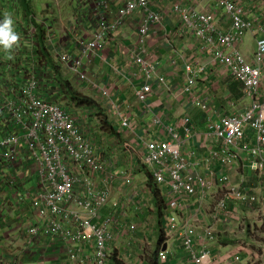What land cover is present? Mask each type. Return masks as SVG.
Here are the masks:
<instances>
[{
  "label": "built area",
  "instance_id": "1",
  "mask_svg": "<svg viewBox=\"0 0 264 264\" xmlns=\"http://www.w3.org/2000/svg\"><path fill=\"white\" fill-rule=\"evenodd\" d=\"M91 1L90 21L94 27L87 38L79 39L80 55L72 52L52 54L56 53L55 58L82 83L89 82L85 59L92 62L102 58L112 35L118 33L128 19L140 14L134 62L137 73L144 79L137 98L141 103H147L154 92V85H164L167 80L159 74L160 63L149 57L153 28L163 26L166 15L155 9L153 0H122L123 4L117 7L115 14L111 0ZM81 8L86 10L87 5L82 4ZM219 8L231 22L228 30L220 26L216 11L190 10L181 3L175 4L173 11L182 16L185 28L194 34L201 50L213 57L215 65L243 85L244 97L250 101L249 107L243 112L222 114L219 120L212 121L207 135L217 146L209 148L203 155L186 149L188 142L196 136L193 118L187 114L175 123L155 116L154 128L145 134H137L139 143L144 146L142 163L167 196L168 212L163 211V217L169 222L171 231L179 225L178 209L182 208L184 198L198 195L200 200H206L216 185L227 186L228 189L216 202L214 217L227 210L231 201L245 205H253L257 201L254 195L231 185L227 169L230 171L239 152L249 156L250 171L264 176V94L261 92L264 37L257 42L256 65L248 61L241 49L248 33L255 30L264 32V21L259 26L258 22L247 19L246 9L238 0H220ZM74 31L77 29L73 28ZM30 32L31 35H25L27 41L34 37L37 29L33 26ZM31 47L28 49L32 52L30 70L24 69L26 61L22 66L8 61V74L0 82V130L3 131L0 159L17 166L21 164L22 153L27 152L39 178L38 190L30 206L41 223L28 225L25 234L29 239L45 234L63 242L66 258L72 264H109L116 233L136 231V225L122 223L126 208L117 203H114V212L99 219V212L110 201L111 185L117 174L112 165L99 155L95 142L80 126L79 120L61 103L44 94L41 66L45 70L46 66L33 51L36 46ZM208 70L207 63L186 64L184 86V94L207 113L211 107L204 99L195 96V90ZM98 85L95 82L94 88L99 89ZM100 92L104 98L111 97V92L105 87H101ZM119 123L123 131L135 128L127 117H121ZM205 167L208 176L202 171ZM133 174V171L121 172L126 188L133 186ZM95 176L104 181V189L97 188ZM195 235L192 225L183 227L182 245L192 264H212L207 246L197 250ZM205 237L209 241L215 240L209 230ZM169 257L167 250L157 253L161 264H169Z\"/></svg>",
  "mask_w": 264,
  "mask_h": 264
},
{
  "label": "crops",
  "instance_id": "2",
  "mask_svg": "<svg viewBox=\"0 0 264 264\" xmlns=\"http://www.w3.org/2000/svg\"><path fill=\"white\" fill-rule=\"evenodd\" d=\"M111 1L114 4V11L123 4L122 0ZM153 1L155 9L163 12L167 18L163 26L157 25L153 28L154 36L149 44V57L160 63L159 74L167 80L164 85L158 83L154 85V92L147 103H141L137 98V91L143 87L144 79L137 73V66L134 62V51L137 48L141 25L140 14L128 19L122 29L112 35L102 58L92 62L85 59V71L88 73L89 82L82 83L67 66L59 61L58 63L62 65L65 76L78 91L98 101L105 102L110 99L109 111L119 118L118 121L121 117L131 119L135 130H124L125 132L122 130L121 132L127 134L134 131L129 137V143L133 147L138 149L143 146L139 143L140 138L137 134H145L152 130L155 116L161 117L166 122L175 123L183 114H187L193 118L196 136L188 142L186 149L195 150L203 155L209 148L217 146L216 142L207 135L212 121L219 120L222 114L243 112L249 106L242 105L243 110L234 106L243 100V85L228 75L220 66L215 65L213 57L201 50L196 37L185 28L182 16L174 12L173 7L181 3L190 10L216 11L220 26L226 30L231 28V22L219 8L220 0ZM238 1L246 9L245 17L258 22L257 25L260 26L264 21V0ZM64 2L70 5L68 9H65L69 16L67 20H61L56 16L58 12L50 0H41L43 11L40 15L44 20H49L44 24L49 28V33H53L52 51L72 52L80 55L78 41L87 38L94 27V23L90 21L93 1L64 0ZM82 4L87 5L86 10H82ZM34 7L36 8L35 4ZM38 14H36L37 18ZM73 28L77 31L72 32ZM261 37H264V32L252 31L246 35L241 45L248 61L255 65L257 42ZM9 51L8 49L5 54L8 55ZM6 63H0V82L8 74ZM188 63L209 64L208 72L195 90V96L204 99L211 107L208 113L196 107L194 100L184 94L187 78L185 65ZM261 67L263 70L261 92L264 94V62ZM95 82L100 84L99 89L94 88ZM101 87L108 89L111 92L110 96L114 95V98H104L100 92ZM2 137L3 131L0 130V140ZM235 161L230 171L227 169L232 181L231 185L254 195L257 201L253 205L231 201L227 210L214 217L213 209L216 202L227 192V186L216 185L206 200H200L198 195L184 198L182 208L178 209L180 219L177 228L171 231L169 222L161 216L157 223L159 229L154 230L155 233L163 234V242L161 238L159 240L160 250L166 247L165 250L170 256L169 264H192L190 256L182 245L181 236L183 227L188 225L196 228L197 250L204 246L210 250L212 264H256L259 259L264 262V176L250 171L247 154L239 152ZM19 162L20 165L14 166L13 163L9 161L4 163L0 159V264H72L66 258V247L63 242L54 240L45 234L33 239L26 236L25 228L28 225L41 223L33 214L30 206V201L38 190L39 178L37 170L31 165V158L27 152L22 153ZM202 171L205 176L209 175L206 167ZM119 182L122 187L118 186ZM123 183L121 176L117 174L112 192L113 199L125 196L119 193L124 192ZM96 185H98L97 182ZM160 197L166 206L165 192L161 191ZM159 208L157 210L163 212L164 207ZM106 212H109L108 207L99 212V219L102 220ZM207 230L215 237L214 241H209L205 237ZM135 232L128 230L125 233ZM122 233L121 231L116 233L115 241ZM256 236L258 238H255ZM129 245H131L130 242L127 247ZM155 260L161 264L157 257Z\"/></svg>",
  "mask_w": 264,
  "mask_h": 264
},
{
  "label": "rangeland",
  "instance_id": "3",
  "mask_svg": "<svg viewBox=\"0 0 264 264\" xmlns=\"http://www.w3.org/2000/svg\"><path fill=\"white\" fill-rule=\"evenodd\" d=\"M33 1L36 6V8L34 7L35 13L36 12L39 13L37 19L42 20L41 23L45 26L44 28H46V31H48L47 29L48 27L44 24V22H48L49 20H44L43 16L40 15V13H42L43 11L41 10V0H33ZM51 2L52 4H54V7L56 8L55 9L56 12H58L56 16H58L59 19L61 18V20H67V17L69 16H68V12H65V9H68L70 5L64 2V0H56V1L50 0V3ZM2 10L4 11V13H1L0 21H3L6 11L8 12L10 11V14L13 15L12 16L8 14L11 16L13 20L12 28L13 31L17 34L18 39L12 45V47H16L15 49H12V47L8 48L12 51V53L10 54L9 52L8 55L5 54V52L8 49H5L4 46L0 44V51H2L0 53V62L4 63L10 61L13 62L14 64L22 66L23 65L22 62L26 61L27 64L25 65L24 69L25 71H29L30 67L32 66L31 65L32 52H30L28 49L29 47L32 48L31 47L32 45H35V41H33V38L30 40L28 39V41L25 40L26 39L25 35L26 36H28L29 34L31 35L30 31L33 26L31 27V23H29L28 20V22L24 23L25 30L23 26L20 27L19 23L22 22L25 16L23 12H19L18 8H15V5H13V7L2 6ZM20 16H22V19L20 18ZM24 31L26 33H24ZM47 33H48L47 41L49 44V48L52 50L53 47L51 45L52 44L51 39L53 33L52 34L49 32ZM34 38L37 39L36 36H34ZM23 48L25 49V51L23 50ZM52 57L58 62V60L55 58L56 53L52 54ZM51 69L53 71L51 65L50 66L46 65V70L43 71V77L45 81L49 79H53V74H48L51 72ZM110 98H114V95H112ZM108 100L110 101V99ZM109 101H105V102L98 101L101 105L100 109L102 111V115L100 114L101 111L99 108L93 109L86 107L85 108L78 107L75 104H73L70 101V98H68L67 96L66 97L63 96V99L61 100V105L65 107L67 110H69L79 120L80 126L84 129V131H86L87 135L90 138H92V140L95 142L94 143L96 144L95 148L98 149L99 155L102 158H104L109 164L112 165L113 171L116 174L120 176L122 171L134 172L133 186L130 188H126L125 184L123 183L124 192L120 191L119 193H122V195L125 196L121 195L122 197L120 198L115 197V199H113L112 192L114 189V183L117 179L116 177L115 181L111 185L110 201L103 207V208L108 207L109 208L108 213L110 214L115 210L114 203H117L120 207L122 206L124 208H126L127 206V211H125L127 216L125 215L121 221L124 225L125 224L136 225L135 233H130V234L122 233V235H120L117 238V240L113 242L111 246V250H112L111 256L113 257L115 255L116 259L122 262L123 264H152L153 261H155L156 259V252L161 249V243H159V240L160 238L162 239V242L164 240V237L163 235H161L160 232L157 233L154 232V230L159 229L157 223L160 221L159 217L162 216L159 210H157L158 209L157 205L159 207H164V211L168 212V209H166L167 205L166 206L164 205V201L161 198L155 197L153 193V189L157 188L159 192H161V190L154 183L153 179L149 183L150 171L148 170V168L144 167V164L142 163L144 146H141L137 149L129 143L130 142L129 137L131 134L134 133V131H130L127 134L121 132L122 130H120L118 118L109 111L111 106L110 104H108ZM249 104L250 101L245 99V97H243V100L241 102H238L237 105L240 110H243L244 108H242V105L248 107ZM113 130H115V132H117L118 135L114 134ZM132 130H135V128ZM121 179L123 180L122 175H121ZM95 181L98 183L97 185L98 189H104V181L100 177L99 178L95 177ZM118 186L122 187L120 182L118 183ZM192 227L196 230L195 226ZM255 238L258 237L256 236ZM129 242L131 243V245L127 247V243ZM261 260L262 259H259V261L256 264H264V262ZM109 264H115L114 258L111 260V263Z\"/></svg>",
  "mask_w": 264,
  "mask_h": 264
},
{
  "label": "trees",
  "instance_id": "4",
  "mask_svg": "<svg viewBox=\"0 0 264 264\" xmlns=\"http://www.w3.org/2000/svg\"><path fill=\"white\" fill-rule=\"evenodd\" d=\"M13 5H15V8H19V12H23V14L25 16V18L22 20V22L19 23L20 27L23 26V28H24V23L28 22V20H29V23H31L32 26H34V27L36 26L35 27L36 29L38 28L37 32L34 35L37 37V39L33 37L34 41H35V46H36L33 48V51L35 52V54L38 57V60L41 63H45V66L51 65L53 68V71L51 69V72L48 73V74H53V79H49L46 81L44 80V88H43V90L45 91L44 94L47 97L52 98L53 100H55L59 103H61L63 96H65V97L67 96L68 98H70V101L78 107H84V108L86 107V108H93V109L99 108L100 109L101 105L96 99L82 94L80 91H78L75 88L73 83L65 76L63 69H62V65H60L52 57V50L49 48V44L47 41L48 33H47L46 29L44 28L45 26L37 20V15L35 14L33 1L32 0H7V1L6 0H0V15H1V13H4V11L2 10V6H5V7L12 6L13 7ZM5 14H10V12L6 11ZM10 15H12V14H10ZM20 18L22 19V16H20ZM24 30H25V28H24ZM24 51H25V49H24ZM9 52H10V54L12 53L11 50ZM41 67H42V76H43V71H45V69L43 68V66H41ZM100 111H101V109H100ZM100 114L102 115V111ZM113 133L118 135V133L115 132V130H113ZM149 176H150L149 177V183H150V181L152 180V175L149 174ZM153 193H154L155 197L161 198L160 192H159V190H157V188L153 189ZM160 213L162 214V212H160ZM162 216H163V214H162ZM161 235H163V234H161ZM157 253H158V251L156 252V257H157ZM113 258H114L115 264H123L122 262H120L116 259L115 255L112 257V259ZM152 264H158V263L155 260V261H153Z\"/></svg>",
  "mask_w": 264,
  "mask_h": 264
},
{
  "label": "clouds",
  "instance_id": "5",
  "mask_svg": "<svg viewBox=\"0 0 264 264\" xmlns=\"http://www.w3.org/2000/svg\"><path fill=\"white\" fill-rule=\"evenodd\" d=\"M12 25L13 20L11 16L5 14L3 21H0V44L5 49L11 48L13 43L18 39L17 34L13 31Z\"/></svg>",
  "mask_w": 264,
  "mask_h": 264
},
{
  "label": "bare ground",
  "instance_id": "6",
  "mask_svg": "<svg viewBox=\"0 0 264 264\" xmlns=\"http://www.w3.org/2000/svg\"><path fill=\"white\" fill-rule=\"evenodd\" d=\"M56 1V0H55ZM122 5V4H121ZM120 5V6H121ZM57 6V5H56ZM64 8V7H63ZM9 9V8H8ZM12 9V8H11ZM19 9V8H18ZM10 12V11H9ZM18 12V11H17ZM116 12V11H115ZM37 13V12H36ZM35 13V14H36ZM82 13V12H81ZM86 13H87V11H86ZM15 14V13H14ZM115 14V13H114ZM81 15V14H80ZM13 16V15H12ZM15 16V15H14ZM79 16V15H78ZM87 16V15H86ZM90 16V15H89ZM83 17V16H82ZM253 18V17H252ZM18 21V20H17ZM32 26V25H31ZM36 27V26H35ZM28 29V28H27ZM38 29V28H37ZM46 29V28H45ZM28 32V31H27ZM48 32V31H47ZM52 32V31H51ZM24 33H25V31H24ZM50 35V34H49ZM38 44V43H37ZM53 45V44H52ZM30 48V47H29ZM101 220V219H100ZM128 244V243H127ZM112 251V250H111Z\"/></svg>",
  "mask_w": 264,
  "mask_h": 264
},
{
  "label": "water",
  "instance_id": "7",
  "mask_svg": "<svg viewBox=\"0 0 264 264\" xmlns=\"http://www.w3.org/2000/svg\"><path fill=\"white\" fill-rule=\"evenodd\" d=\"M164 250L166 249V247L163 248Z\"/></svg>",
  "mask_w": 264,
  "mask_h": 264
}]
</instances>
